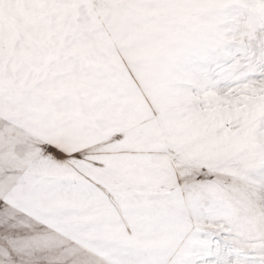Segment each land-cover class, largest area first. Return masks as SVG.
I'll list each match as a JSON object with an SVG mask.
<instances>
[{"label": "snow or ice", "instance_id": "6c2138e0", "mask_svg": "<svg viewBox=\"0 0 264 264\" xmlns=\"http://www.w3.org/2000/svg\"><path fill=\"white\" fill-rule=\"evenodd\" d=\"M0 264H264V0H0Z\"/></svg>", "mask_w": 264, "mask_h": 264}]
</instances>
